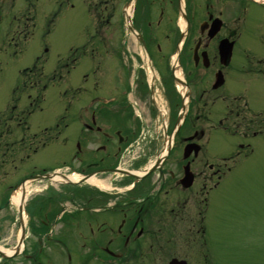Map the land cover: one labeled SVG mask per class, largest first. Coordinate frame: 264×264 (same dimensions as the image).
Returning <instances> with one entry per match:
<instances>
[{"label":"flooded vegetation","instance_id":"obj_1","mask_svg":"<svg viewBox=\"0 0 264 264\" xmlns=\"http://www.w3.org/2000/svg\"><path fill=\"white\" fill-rule=\"evenodd\" d=\"M234 1L239 2L241 8L251 6L253 10L244 24L240 22L241 16L227 18L224 9ZM148 2L144 0L142 4L148 5ZM184 2L187 34L180 55L177 51L175 56V67L184 77H178L179 71L176 72L174 65L166 59H170L177 49L179 35L174 32L172 40H164V48L169 52L172 50L165 58L160 44L154 49L152 39L159 40L154 36L156 31L142 24L153 19L151 8H145V13L142 11L136 18L142 41L129 48L123 31L124 46L119 51L122 66L118 73L115 70L119 75L118 82L112 84L118 93L106 103L100 117L102 125L95 123L90 111L92 103H89L84 112L80 106L72 115L66 114L68 109L63 110L57 117L56 131L51 129L49 134L45 127L40 135L39 141L57 137L65 141L63 146L72 144L74 154L66 156L70 165L65 160L63 165L72 166L70 170H84L93 178L92 187L87 194L82 189L72 196V186L64 184L58 189L50 187L33 195L26 205L31 235L26 238L27 246L8 256L0 253V264H158V260L168 259V263L174 258L190 262L193 245H201L202 256L207 254L210 206L215 204L214 197L219 198L223 191L225 172L236 163L235 155H241L240 152L233 154V151L224 155L218 150L223 138L219 140L214 132L222 129L223 133L238 134L244 141L259 137L260 142H264V70L258 66L264 64V33L256 34L257 30L253 28V20L258 23L254 15L264 12V8L244 0ZM170 3L173 13L183 14L179 8L180 0H170ZM164 15L162 12L161 17ZM202 15L203 18L198 20ZM258 54L263 57L256 59ZM159 59L165 72L159 69ZM144 66L152 74L151 80L164 86L169 104L168 109L160 107L159 111L169 113L172 125L166 137L169 154L159 156L152 164L149 163L150 155L145 158L147 162L138 156L124 159V151L115 147L116 143H123L124 137L141 132L143 125L137 119L134 99L148 111L157 110L152 102L150 104L154 91L151 93L152 87H148L145 74L139 70ZM138 73L141 76L139 88L138 81L135 83ZM177 84L183 94L176 88ZM95 89L94 86L92 92L86 93L90 101L97 97ZM74 96L80 97V94L74 92ZM20 111L24 112V121L20 119L18 124L12 125L13 117L7 127L0 123V142H12L8 135L10 130L6 128L12 126L14 136L16 129L24 133V128L30 126L26 119L30 116L29 110ZM220 114L223 117L217 118V124H214V116ZM181 115L185 119L179 125ZM70 116L72 126L67 132L66 127L70 124L65 122ZM12 144L14 146L16 142ZM243 145L251 146V143ZM154 172L156 177L152 185H148V175ZM30 178L33 177L26 176L25 180ZM102 179L105 187L101 184ZM149 188L150 191H146ZM55 203H59L60 211L49 220H43L37 214L35 207H47L48 210V206ZM68 205L72 210H66ZM11 222L6 225L13 227L15 224L11 225ZM34 223L40 224L41 231ZM12 238L8 242L15 240ZM85 249L88 251H83Z\"/></svg>","mask_w":264,"mask_h":264},{"label":"rangeland","instance_id":"obj_2","mask_svg":"<svg viewBox=\"0 0 264 264\" xmlns=\"http://www.w3.org/2000/svg\"><path fill=\"white\" fill-rule=\"evenodd\" d=\"M143 1L0 0V123L7 127L10 124L9 120L13 117L12 125L18 124L20 119L24 121V112L20 111L22 109L29 110L30 116L26 118L28 125L34 123L38 117L42 119L43 115L51 114L50 120L48 119L37 126L31 125L24 128V133L22 130H18L13 136L12 129L14 128L12 126L11 129L6 128L10 130V133H8L9 138L12 142H16L14 146L8 140L0 142V228L3 227L0 229V246L13 249L15 245L25 247L28 243L26 241L28 236L25 237L23 234V239L21 224L14 219L18 217V208L21 206V201L19 202L21 192L13 194L10 199L12 191L28 186L25 185L26 176H37V180H41V184H44V181L47 180L43 176L46 173L44 167L51 165L61 167L63 160L70 165L69 159L64 156H73L72 144L63 146L65 141L57 137H48V139L39 141L41 132L45 127L50 128L49 134L52 131L51 129H54L55 132L57 116L63 110L67 108L69 111L66 114L72 115V112L78 109V106L84 107L90 99L89 95L82 98L72 96L71 89L68 90L67 96L63 97L61 95L63 90L71 87L74 82L77 85L79 83L83 85L82 78L84 74L91 71L94 66V71L92 70L89 76V82H84V86L88 87L85 92L93 90L95 86L97 94L104 91V94L109 93L107 97H111L118 93L115 89L116 86L112 87V84L118 82L119 75L117 73L122 66V60L119 59L121 58L119 50L124 46V40L119 41V39L123 38V31H125L126 43L129 44V48L133 44L136 46L140 43L137 38L139 33L137 32L138 19L136 18L137 15L142 14V11L144 12L145 8H151L153 19L149 23L143 21L142 24L146 25L149 30L156 31L154 36L159 37V42L152 39L155 41L154 49H157V44H160L164 50L163 53H165L163 54L164 57L172 51L169 52L164 48V40L166 42L169 39L172 40L174 32L179 35L177 49L171 53L170 59L169 57L165 58L167 61L170 60V64L174 65L173 68L176 69V72L179 71L177 76L184 77L181 70L175 67V63H177L176 52L178 51L179 56L183 39L187 34L184 24L188 22V19L184 0H180L179 5L180 12H183V14L173 13L170 0H149L148 5H143ZM241 7L237 1L227 5L224 9L227 18L241 16L242 20L240 22L242 24L246 23L250 19V13L253 10L251 6ZM162 12L165 14L163 17H161ZM243 13H245V16ZM175 15H177V18H173ZM147 16L149 17L148 13ZM203 16H198V20ZM254 16L258 18V23L253 20V28L257 30L255 33L259 34L260 31L264 33V12ZM257 40L259 42V36ZM100 52H102V56ZM262 57L258 54L256 59ZM159 58L162 60V57ZM160 59L158 60L159 69L165 72L163 62ZM85 60L93 62L94 65L84 62ZM98 62L104 63V68L101 67L102 64L101 66L97 65ZM251 64L256 65L253 62ZM258 66L264 70V64ZM62 67H64L62 72H66L68 79L61 80L56 84L57 79L54 77H57L60 73L58 71ZM104 69L106 70L105 75L102 74ZM115 70H117V73ZM139 70L145 74L144 78L148 80V87H152L151 93L154 91V94H151L150 104L152 102L153 107L157 110L148 111L147 107L141 106V102L134 98L133 100L132 96L129 95L136 109L133 108L139 115L137 119L142 121L143 126L140 134H131L133 137L129 138L124 137L123 143H116L115 147L117 145L124 151L122 156L124 159L138 156L147 162L145 158L150 155L151 161L149 163L152 164L159 156L165 157L170 152L166 138L172 127L169 123V113L163 114L159 111L160 107L168 109L169 99L163 88L164 86L159 85L153 79L151 80L145 66L139 68ZM140 73H138V78L136 77L135 81V83L138 81V88L141 86ZM101 74L104 76H101ZM26 75H30V77H26ZM71 76L74 78L72 79ZM51 80L54 81L51 82ZM130 81L132 82L131 79ZM176 88L183 94L184 91L179 89L181 88L180 84H177ZM21 96L22 99H20ZM78 98H80L79 102L76 101ZM107 102L110 101L96 100L92 103L90 111L94 115L97 125H102L103 120L100 117L105 111L102 104ZM68 103H71V107H68ZM14 110L17 111L14 112ZM177 110L179 116L180 108L178 107ZM19 112L20 115H18ZM107 115L108 113H106V118ZM181 116L182 118L185 117L184 115ZM219 117H223V115L214 116V124H217V118ZM70 118L71 116L65 122L70 124L66 127L67 132L72 126ZM249 118H253V116ZM215 133H217L219 140L223 138L218 150L224 152V155H229L232 151L236 152L239 147L248 150L247 148L250 146L243 145L248 142L253 145L252 149L255 152L252 156L243 158L247 161L228 176L222 191L223 194L222 192L219 194V205L228 210L229 215L232 216L231 220L228 218L223 220V215L218 216L216 213L209 211V225L216 226V234L222 242L216 243L213 242L211 237L209 238L208 243L211 242L212 244L209 245V253L207 252L204 255V257L208 256L206 264H264V186L260 185L256 191H253L247 183H244L246 179L255 177L258 182H261L259 181V178H261L264 184V160L260 159V157H264V142L249 139L244 141L238 134L223 133L222 129ZM35 134L36 137L34 138ZM4 143L6 144L4 145ZM62 148H69L71 152L64 151ZM69 165L52 171L50 176H53V179L49 181L52 182V185L57 186L59 184L61 187L64 184L70 185L64 183L69 178L73 181L80 180L77 188L71 187V195L75 196L74 193L82 189L87 194V191L93 185V178H81L86 175L84 170H70L68 167L72 169V166ZM75 166L77 165H73V167ZM258 171L259 174H256ZM58 172L61 174L57 175ZM155 172L148 175V185H152L153 178L156 177ZM101 184L103 187L106 186L103 184V179ZM235 184L242 192L234 187ZM146 191L149 192L150 188ZM8 197L10 202L7 203ZM236 198L239 200H235ZM5 203L6 205L2 207ZM46 208L41 207L39 209V207H35L38 210L37 214L43 220H49L60 211L59 203L48 206V210ZM7 215L10 216L9 219L6 218ZM220 219L223 221L221 222ZM11 220L15 224L13 227H9V224L6 225ZM13 222H11V225ZM22 222L23 224L26 222L25 218ZM34 224L41 231L40 224ZM222 224H224L225 229ZM60 230V232H64V229ZM8 237L9 239L14 237L15 240L7 242ZM33 243L36 242L33 241ZM200 246H192V258L189 259L192 264H205L204 259L202 260L200 254L196 252L200 251ZM58 250L64 252L63 249L58 248ZM83 251H88V249ZM167 261L168 259L158 260V264H167Z\"/></svg>","mask_w":264,"mask_h":264},{"label":"bare ground","instance_id":"obj_3","mask_svg":"<svg viewBox=\"0 0 264 264\" xmlns=\"http://www.w3.org/2000/svg\"><path fill=\"white\" fill-rule=\"evenodd\" d=\"M150 75H152V74H150Z\"/></svg>","mask_w":264,"mask_h":264}]
</instances>
